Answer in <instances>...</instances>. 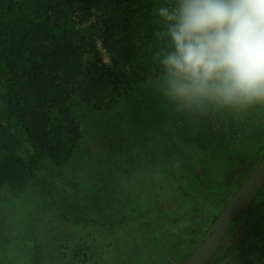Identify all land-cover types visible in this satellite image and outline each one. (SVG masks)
<instances>
[{
	"label": "trees",
	"instance_id": "trees-1",
	"mask_svg": "<svg viewBox=\"0 0 264 264\" xmlns=\"http://www.w3.org/2000/svg\"><path fill=\"white\" fill-rule=\"evenodd\" d=\"M167 2L0 0V47L8 50L13 60L32 61L30 70L18 78L15 71L10 77L0 74V135L4 139L0 157L22 161L35 181L51 191L56 206L75 217L107 225L132 221L145 248L166 233L168 227L185 221V232L191 237L184 239L185 232L176 236L173 254V260L184 263L193 247L203 240V216L224 204L234 187L228 189L232 174L214 173L202 149L197 156L183 152L176 143V129L168 132L163 144L154 193L136 208L124 198L110 199L102 210L89 203L79 208L66 204L67 200L61 196L78 200L72 202L78 205L88 196L89 189L78 187L74 180L58 177L42 159L45 153L58 165L63 164L70 157L66 146L74 147L81 139L72 99L77 97L98 111L109 110L123 96L137 95L129 80L142 82L158 75L153 57L162 41L157 37L160 21L155 10ZM77 6L83 14L98 13L99 26L90 27L91 32H76L80 23H71L69 11ZM99 44L109 57L108 62ZM7 118L13 119L20 129L14 128ZM176 122L181 123L179 119ZM228 153L233 159L232 153ZM237 160L241 167L246 164L241 157ZM18 175L22 177L19 172ZM12 177L9 169L0 174V180ZM263 194L264 183L258 195L231 223L223 245L209 264L223 251L234 248L239 240L248 242L256 226L250 220L252 205ZM218 217L208 221L205 237ZM261 235L260 239H264V233ZM42 261L35 260V264ZM0 264L6 263L0 260Z\"/></svg>",
	"mask_w": 264,
	"mask_h": 264
},
{
	"label": "rangeland",
	"instance_id": "rangeland-1",
	"mask_svg": "<svg viewBox=\"0 0 264 264\" xmlns=\"http://www.w3.org/2000/svg\"><path fill=\"white\" fill-rule=\"evenodd\" d=\"M81 11L79 6L69 11L71 23H80L76 32H91L90 27L99 26L98 13L83 14ZM101 47L99 44L105 55ZM7 53L8 50L0 47V74L10 77L15 71L14 76L18 78L30 70V59L13 60ZM105 61H109L107 55ZM156 77L142 82L129 80L137 95L123 96L109 110L98 111L77 97L72 99L71 108L81 130V139L74 147L66 146V154L70 157L63 164L58 165L45 153L42 159L58 177L74 180L78 187L89 189L88 196L78 205L72 203L78 200L61 196L67 200L66 204L79 208L89 203L102 210L110 199L123 201L124 198L136 208L154 193L163 144L168 132L176 129V143L183 152L197 156L202 149L214 173L218 176L232 174L228 185V189L234 187L231 195L219 208L203 216L204 240L208 221L222 213L250 173L264 160V107L194 118L177 113L154 91L151 82ZM8 120L14 128L20 129L13 119ZM3 143L0 135V144ZM239 157L246 161L243 167L238 164ZM6 169L14 176L0 180V260L6 264H35V260H43L42 264L182 263L173 260V254L176 236L186 231L185 221L168 227L166 233L145 248L132 221L107 225L75 217L56 206L51 191L35 181L22 161L0 157V174ZM250 220L256 226L248 242L239 240L234 248L220 253L213 264H264V244L261 243L264 239H260L264 233V194L255 199ZM185 234L184 239L189 236Z\"/></svg>",
	"mask_w": 264,
	"mask_h": 264
},
{
	"label": "clouds",
	"instance_id": "clouds-1",
	"mask_svg": "<svg viewBox=\"0 0 264 264\" xmlns=\"http://www.w3.org/2000/svg\"><path fill=\"white\" fill-rule=\"evenodd\" d=\"M151 87L180 114L264 107V0H168Z\"/></svg>",
	"mask_w": 264,
	"mask_h": 264
},
{
	"label": "water",
	"instance_id": "water-1",
	"mask_svg": "<svg viewBox=\"0 0 264 264\" xmlns=\"http://www.w3.org/2000/svg\"><path fill=\"white\" fill-rule=\"evenodd\" d=\"M264 183V160L250 173L245 182L231 197L222 213L213 223L210 232L195 251L182 264H209L224 243L227 229L258 195Z\"/></svg>",
	"mask_w": 264,
	"mask_h": 264
}]
</instances>
